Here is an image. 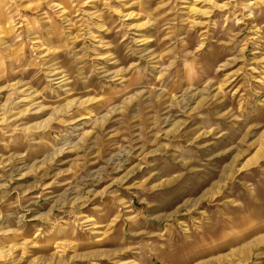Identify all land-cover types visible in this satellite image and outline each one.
<instances>
[{
	"label": "rangeland",
	"instance_id": "374dc122",
	"mask_svg": "<svg viewBox=\"0 0 264 264\" xmlns=\"http://www.w3.org/2000/svg\"><path fill=\"white\" fill-rule=\"evenodd\" d=\"M0 264H264V0H0Z\"/></svg>",
	"mask_w": 264,
	"mask_h": 264
}]
</instances>
